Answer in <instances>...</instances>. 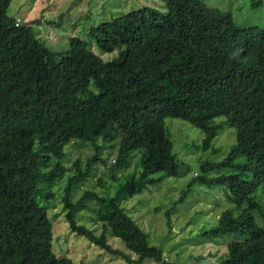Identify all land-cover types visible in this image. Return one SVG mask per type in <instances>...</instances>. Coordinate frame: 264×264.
Masks as SVG:
<instances>
[{"label": "trees", "instance_id": "1", "mask_svg": "<svg viewBox=\"0 0 264 264\" xmlns=\"http://www.w3.org/2000/svg\"><path fill=\"white\" fill-rule=\"evenodd\" d=\"M10 2L0 0V29L7 30L0 39V134L31 137L30 160L40 167L55 161L38 173L47 186L65 175L68 141L94 145L100 139L105 145L118 140L109 172L139 155L137 177L124 176L113 196L102 199L91 191L76 201L71 196L92 175V166H105V161L96 155L83 166L73 161L61 197L69 232L126 264H175L120 206L163 178L186 173L166 134L163 120L169 117L202 132L196 145L201 151L208 150L221 128L233 129L225 157L198 161V174L187 186L223 187L231 206L201 233L216 243L227 235L237 238L225 244L216 264H264V211L254 198L258 188L264 194V27L239 25L229 11L199 0H161L164 12L145 6L89 28L87 36L100 54L115 53L103 60L77 37L67 40V50L53 52L31 24L14 26L7 15ZM30 162L0 168V179L23 190L11 176L29 172ZM113 174L110 180L118 182ZM51 196L39 187L25 199L0 196V264H72L51 251V224L39 204ZM90 200L101 223L97 235L75 221ZM106 235L134 258L113 250Z\"/></svg>", "mask_w": 264, "mask_h": 264}, {"label": "rangeland", "instance_id": "2", "mask_svg": "<svg viewBox=\"0 0 264 264\" xmlns=\"http://www.w3.org/2000/svg\"><path fill=\"white\" fill-rule=\"evenodd\" d=\"M199 1L207 7L229 11L234 22L239 25L264 27V0H258L260 2L255 7H252L251 3L257 0ZM145 6L159 12L165 10L161 0H11L7 15L13 18L14 22L17 20L18 24H31L34 35L53 52L60 53L67 50V40L70 37H77L90 46L89 49L93 54L108 60L115 56V53L100 54L87 36L89 28ZM6 34L7 30L0 29V39ZM163 124L172 144V153L181 163L180 168H186V173L180 174L177 178H163L160 183L148 186L140 193L120 202V206L147 234L148 242L163 250V257L169 262L216 264L225 255V244L237 238L227 235L216 243L208 241L201 233L216 222L223 210L231 206L225 198L223 187H206L198 184L187 186V184L196 173L198 174V161H220L225 157L228 148L234 142V131L229 127L221 128L211 141L208 150L201 151L196 146L203 137L200 130L182 120L169 117L164 118ZM117 142L118 140L104 145L98 139L94 145H91L76 140L68 141L63 148L66 157L63 162L65 175L55 184L47 186L39 180L38 173L50 169L55 161L51 160L46 166L40 167L33 159L30 160V155L35 149L31 137L0 134L1 169H6L12 164L31 161L29 172L15 173L11 176L12 181L23 190H19L8 180L0 179V196L25 199L29 190L34 187L51 193L52 196L47 201L40 200L39 204L46 208L47 218L51 224V251L56 258H67L72 264H126L119 256L109 255L89 244L84 238L69 232L63 219L64 210L61 203L65 176L70 173V165L75 160L83 166L84 162L96 155L103 159L106 165L96 163L92 166V175L85 183L73 190L72 201L79 199L84 191H91L101 199L112 197L124 176L132 173L137 177L140 170L139 155L130 157L127 167L120 171L107 170V166L116 159ZM96 147L100 149L96 150ZM222 172L227 173V171ZM111 173L120 180L112 182ZM158 175L155 174L153 177L156 178ZM98 179H101L100 185L97 183ZM254 198L264 211V194L260 188L255 191ZM95 209L93 200L86 202L84 209L75 217V221L88 229H93L97 235L101 223L95 220ZM168 209H171V212L167 218L164 212ZM254 215L258 214L254 213ZM256 220L260 224L258 217ZM106 242L113 250L126 254L130 259L134 258L118 239L106 235ZM142 264L153 263L145 260Z\"/></svg>", "mask_w": 264, "mask_h": 264}, {"label": "built area", "instance_id": "3", "mask_svg": "<svg viewBox=\"0 0 264 264\" xmlns=\"http://www.w3.org/2000/svg\"><path fill=\"white\" fill-rule=\"evenodd\" d=\"M17 25H18V21L15 20V22H14V26H17Z\"/></svg>", "mask_w": 264, "mask_h": 264}]
</instances>
